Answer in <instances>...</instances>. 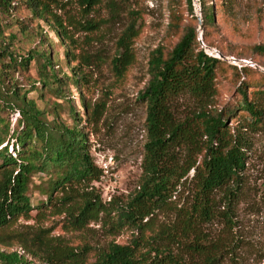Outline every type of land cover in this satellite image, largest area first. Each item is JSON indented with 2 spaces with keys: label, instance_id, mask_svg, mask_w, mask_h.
Masks as SVG:
<instances>
[{
  "label": "rangeland",
  "instance_id": "obj_1",
  "mask_svg": "<svg viewBox=\"0 0 264 264\" xmlns=\"http://www.w3.org/2000/svg\"><path fill=\"white\" fill-rule=\"evenodd\" d=\"M93 2L56 0L49 3L47 20L35 16L21 0H14L8 12L0 11V49L8 47L20 54L29 49L49 50L58 76L71 78L74 75L72 68L83 76L78 87L71 79L61 78L67 82L63 86L64 99L39 89L33 65L27 70L18 67L16 71L5 73L14 75L24 88L34 82L38 88L29 96L35 97L41 108L67 124L81 126L87 149L99 169L97 178L82 187L67 190L64 196L71 197L65 206L57 203L38 209V201L46 198L32 187L29 194L34 208L27 216H20L1 230L0 251L16 252L38 264L40 261L32 253L41 255L48 249L54 256L52 264H72L71 251L78 252L86 246L89 248L88 260L93 261L98 249H106L111 242L125 244L130 241L129 229L115 230L109 227L108 221L115 214L113 208L125 204L134 192L141 173L147 114L146 103L139 95L149 78L150 53L161 47L166 54L178 40L182 28L191 24L197 25L201 39L205 33L204 49L220 56L214 101L219 109L237 108L226 122L231 128H243L246 156L236 196L227 203L223 192H217L219 203L214 217L201 226V234L189 238L204 243L206 253L193 254L177 246L174 250L188 264H208L209 257L215 258L213 264H264V78L255 72L238 75L231 67L234 64L228 61L231 55L245 57L264 69V53L253 49L255 45L264 44V0H236L232 10L217 6L214 23L204 28L187 13L185 0ZM192 4L195 15L201 17L198 0H192ZM171 5L182 17L177 30L171 28ZM55 19L67 29L69 39L64 42L53 31ZM131 23L136 33L132 44L133 61L124 76L118 79L111 69V59L116 53L118 37ZM243 77L252 80L250 86L245 87L248 98L256 99L263 110L261 120L255 126L240 106L239 85H242ZM82 102L87 104L86 110ZM182 103L181 108L188 101L184 99ZM73 111L75 121L71 116ZM1 115L8 117L11 126H15L17 111H3ZM191 175L192 171L189 179ZM40 177L41 174H37L32 185H37ZM77 189L96 192L112 212L100 213L98 220L81 227L71 226L65 215L67 208L81 202L76 196ZM195 190L194 183L181 187L171 201L155 213L152 226L158 228L161 223L169 224L174 218L173 206L192 199Z\"/></svg>",
  "mask_w": 264,
  "mask_h": 264
},
{
  "label": "trees",
  "instance_id": "obj_2",
  "mask_svg": "<svg viewBox=\"0 0 264 264\" xmlns=\"http://www.w3.org/2000/svg\"><path fill=\"white\" fill-rule=\"evenodd\" d=\"M13 1L0 0V11L8 12ZM21 1L43 20H47L49 3L56 2ZM198 2L204 28L214 23L217 6L232 10L236 0ZM185 3L187 13L198 24L192 0H185ZM171 16V28L177 30L182 17L173 9V5ZM53 31L62 42L69 39L66 27L56 19ZM135 34L134 24L131 23L116 41L111 69L118 79L124 76L133 61ZM202 36L203 41L206 40L205 33ZM253 49L264 53V44L255 45ZM0 62L6 64L0 66L1 232L15 219L27 216L34 208L29 194L32 187L46 198L38 201V209L57 203L65 206L71 197L64 196L67 190L82 187L97 178L99 169L87 149V139L81 126L77 123L67 124L41 108L36 98L29 96L38 88L34 82L29 88H24L14 75L5 74L16 71L18 67L27 70L33 65L37 71L39 89L66 99L63 86L67 82L61 78L69 77L56 74L49 50L29 49L25 54H20L2 47ZM220 63V58L205 51L199 41L197 25L191 24L182 28L178 40L166 54L161 47L150 53L149 78L139 95L146 103L147 114L141 173L134 192L125 204L113 208L115 214L108 221L109 227L115 230L129 229L132 237L128 243L111 242L106 249H98L93 261L88 260L89 248L86 246L78 252L71 251L69 256L73 258L72 264H188L174 250L175 246L193 254L206 253L204 243L189 238L201 234V226L214 217L219 203L217 192H223L227 203L236 196L246 156L243 128H231L226 122L237 108L219 109L214 101L216 72ZM231 67L238 75L255 72L264 78V71L257 67ZM72 71L74 75L69 79L78 87L83 76L73 68ZM251 81L243 77L242 85H239L240 106L252 118L251 124L255 126L260 122L263 110L256 99L247 96L245 87L250 86L248 84ZM184 99L188 104L181 108ZM82 105L86 110L87 104L82 102ZM3 111L18 112L15 126H11L8 117L1 115ZM71 116L75 121V111ZM190 171L192 175L189 179ZM37 174H41V180L37 185H32ZM190 183L196 187L192 199L182 201L180 206L175 204L173 220L154 228L152 218L155 213L166 206L181 187ZM76 194L81 202L67 208L65 215L71 226L81 227L89 221L98 220L100 213L112 212V208L104 204L96 192L77 189ZM32 256L40 261L38 264H52L54 260L48 249L41 255L34 252ZM214 260L213 257L207 258L208 264H213ZM0 264L35 263L16 252L0 251Z\"/></svg>",
  "mask_w": 264,
  "mask_h": 264
},
{
  "label": "built area",
  "instance_id": "obj_3",
  "mask_svg": "<svg viewBox=\"0 0 264 264\" xmlns=\"http://www.w3.org/2000/svg\"><path fill=\"white\" fill-rule=\"evenodd\" d=\"M205 51H206V50H205ZM206 52H207V51H206ZM208 52H209V51H208ZM208 52H207V53H208ZM209 54L213 55V53H211V52H209ZM213 56H215V57H219V58H220L219 54H217V55H213ZM228 61H229V62H232V64H234V65H236V66H238V67H240V66H242V65H247V66L255 67V63H253V62H251V61H249V60H246V59L236 58V57H233V56H230V57L228 58Z\"/></svg>",
  "mask_w": 264,
  "mask_h": 264
},
{
  "label": "water",
  "instance_id": "obj_4",
  "mask_svg": "<svg viewBox=\"0 0 264 264\" xmlns=\"http://www.w3.org/2000/svg\"><path fill=\"white\" fill-rule=\"evenodd\" d=\"M198 8H199V5H198ZM197 17H198V19H199V26H201V17H200V14H198ZM199 41H200V43L202 44V46L205 47L204 44H203V42H202V39H201L200 36H199ZM255 67H257V68H259V69H261V70L264 71V69H262V68H261L259 65H257V64H255Z\"/></svg>",
  "mask_w": 264,
  "mask_h": 264
}]
</instances>
